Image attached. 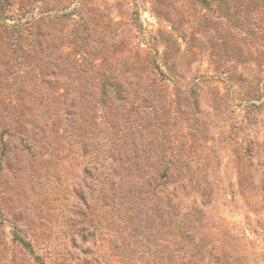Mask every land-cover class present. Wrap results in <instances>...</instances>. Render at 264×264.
Listing matches in <instances>:
<instances>
[{
    "label": "rangeland",
    "instance_id": "rangeland-1",
    "mask_svg": "<svg viewBox=\"0 0 264 264\" xmlns=\"http://www.w3.org/2000/svg\"><path fill=\"white\" fill-rule=\"evenodd\" d=\"M263 5L0 0V264H158L124 250L105 213L87 235L85 162L64 122L43 113L45 97L60 112L71 79L103 76L124 81L143 139L154 114L168 115L174 141L194 145L211 196L188 187L182 203L194 201L215 251L200 264H264ZM35 124L40 141L26 143Z\"/></svg>",
    "mask_w": 264,
    "mask_h": 264
},
{
    "label": "trees",
    "instance_id": "trees-1",
    "mask_svg": "<svg viewBox=\"0 0 264 264\" xmlns=\"http://www.w3.org/2000/svg\"><path fill=\"white\" fill-rule=\"evenodd\" d=\"M124 91V81L117 77L103 76L98 81L77 77L58 94L63 103L60 112H56L60 105L51 109V99L42 101L46 102V118L64 122V132L72 139L77 157L85 162L81 170L90 211H79V215L88 224L87 235L97 229L98 213H105L106 229L117 231L115 236L124 250L158 264H200L203 253L211 256L215 251L208 248L198 227L200 210L194 201L189 208L182 203L188 187L193 195L211 196L210 190L205 191L207 186H201L199 155L193 144L174 141L176 135L170 132L175 127L169 125L175 123L169 122L168 115L154 114L149 122L151 131H144L150 140L143 139L139 106L131 105L124 113V103L130 105ZM30 122L31 118L26 126ZM152 125L157 135L152 136ZM28 128L23 140L38 143L39 127ZM199 129L196 132L201 134ZM181 207L184 211L180 213ZM14 237L29 246L16 234Z\"/></svg>",
    "mask_w": 264,
    "mask_h": 264
}]
</instances>
